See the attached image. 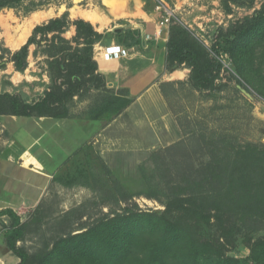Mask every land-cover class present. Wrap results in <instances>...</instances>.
<instances>
[{
  "label": "trees",
  "instance_id": "obj_1",
  "mask_svg": "<svg viewBox=\"0 0 264 264\" xmlns=\"http://www.w3.org/2000/svg\"><path fill=\"white\" fill-rule=\"evenodd\" d=\"M24 1L0 0V11ZM159 3L145 0L144 10ZM70 26L75 28L71 41L62 36ZM137 35L130 31L124 40ZM103 37L89 22L70 21L64 13L36 26L16 51L0 44V68L12 63L19 73L28 67L30 46L42 45L49 79L35 102L20 93L1 92L0 117L66 119L75 96L97 90L103 95L88 118L105 122L116 118L132 99L124 90L107 94L105 79L97 73L93 47ZM221 56H226L230 70ZM180 67L190 69L191 90L215 101L222 98L225 86L220 83L222 71L235 80L238 91L264 99V3L251 16L219 27L209 46L171 19L165 68L171 72ZM172 85H160L165 98ZM83 153L84 148L79 149L78 155ZM148 160L154 171L144 179L146 191L137 195L113 178L103 163L108 183H97L86 159L73 175L55 178L93 187L98 215L76 208L45 227L49 216L40 203L25 221L11 209L0 210L5 247L19 259L17 264H264V143L239 140L226 129L190 128L176 143L151 152ZM135 196L154 200L163 209L141 210L132 202ZM2 216L10 222L4 223ZM44 231L50 234L33 251L17 245L25 243L29 233ZM240 246L249 251L247 256L228 254Z\"/></svg>",
  "mask_w": 264,
  "mask_h": 264
},
{
  "label": "rangeland",
  "instance_id": "obj_2",
  "mask_svg": "<svg viewBox=\"0 0 264 264\" xmlns=\"http://www.w3.org/2000/svg\"><path fill=\"white\" fill-rule=\"evenodd\" d=\"M128 1L132 7L133 0ZM141 1L145 5V0ZM159 2L149 12L157 17V27L170 15V21L174 19L187 27L209 46L219 27L226 28L236 19L251 16L255 10L260 9L264 0H159ZM104 3L108 5L112 14L119 11V6L106 0H26L15 8L3 9L0 11V44L10 51H16L26 43L36 26L46 24L64 13L68 14L70 21L77 20L73 15H81L91 22L95 20L92 23L97 24L102 20L99 15L76 11H73L72 15L71 10L98 11L108 15ZM169 23L163 30L167 29L168 32ZM70 27L62 36L71 41L75 34H70ZM113 33L112 30L111 36ZM131 40V37H125V41ZM41 46H30L28 67L23 73L16 72L12 63H7L4 69L0 68V93H20L29 102H35L43 96L49 79L46 74V56ZM223 63L227 66H224L225 69L230 70L229 61L225 57ZM16 73L20 76L14 77ZM220 77V83L225 85L221 91V99L215 101L205 94L191 90L187 84L188 78L182 84L176 82L170 86L167 98L161 92L162 99L142 100L140 102L142 108L134 106L127 111L122 117L119 129L110 128L101 133V136L96 133L93 137L94 144L91 142L90 146L84 147L86 156L83 153V157L75 156L73 153L77 148L73 146L79 144L78 142L72 139L67 144L61 142L54 130L45 131L33 127L34 122H31L33 120L30 118L0 117V205L3 201L12 202L16 206L13 208L14 211L22 221H25L40 203L49 216L45 219V222L49 223L45 227L51 226L55 218L60 219L65 212L76 208H87L86 210L93 215H98L100 209L94 206L96 192L93 187L85 183L69 185L61 180L59 182L56 180V183L46 182L39 173L6 162L8 145L16 148L27 147L32 143L30 152L43 160L45 172L56 175V178L57 175L67 173L73 175L72 173L86 159L91 163L88 164L93 166L97 183H108V177L101 167L103 163L113 178L132 195H137L146 191L145 177H149L154 171L148 160L150 153L176 143L190 128L213 127L218 131L226 129L238 136L239 140L264 143V99L257 97L254 92V94L247 92L249 95H246L238 91L240 88L235 80L224 71ZM87 95H89L87 92L84 93V96ZM150 96L154 94L151 93ZM69 118L63 119L65 123H70ZM79 133L82 134V131L79 130ZM38 197V203L32 205ZM132 202L141 210L163 209L161 204L144 196H135ZM103 211L106 212L107 209ZM1 219L7 224L10 222L7 216H2ZM47 234L50 232L29 233L27 241L18 246H24L31 252L41 246V239L43 236L47 238ZM248 253L244 246L228 251V254L236 257L247 256Z\"/></svg>",
  "mask_w": 264,
  "mask_h": 264
},
{
  "label": "crops",
  "instance_id": "obj_3",
  "mask_svg": "<svg viewBox=\"0 0 264 264\" xmlns=\"http://www.w3.org/2000/svg\"><path fill=\"white\" fill-rule=\"evenodd\" d=\"M106 1H110L119 6V11L112 14L108 5L104 3V6L109 13L108 15L98 11L83 9H72L71 12L72 15L73 11L80 13H94L102 18L99 23L94 24L92 23L94 21L91 22L81 15H73V17L77 20L81 19L89 22L94 27L95 31L104 35L99 43L95 44L93 47V60L97 64V73L102 75L105 79L107 94L109 92L117 94L119 90H124L125 94H127L133 102H131L129 106H127L110 122L89 119V110L95 107V103L99 101V96L101 98L103 95V92L90 90L87 92L89 94L87 96L77 95L73 98V101L69 106V124L65 123L63 119L54 120L48 118H30L33 120L31 122H34L32 125L33 127H37L38 129L42 128L43 130H54L56 136L61 142L63 141L66 144L72 140L76 143L78 142L79 144L73 146L77 147L73 152L75 156H79V149H83L84 147L91 145V142L94 141L93 137L96 133L98 136H101V133L108 131L110 128L119 129L122 117L134 106H140L142 108L140 105L142 100L151 98L162 99L161 84H174L176 82L182 83L186 80V78H188L190 73V69L184 67L172 70L171 72L166 71L165 57L166 43L168 40L167 29H162L161 33H158L159 26L157 27V17L154 14H150V11L146 12L144 10L145 5L141 0H131L134 3L132 7L129 6L130 1L128 0ZM117 28L123 29L122 32H116L115 30ZM112 30L114 31L113 35L111 36V34H108V36L105 37L106 34L111 33ZM130 31H138V35L135 36V38L131 37L132 40L127 42L124 40V35ZM69 32L72 35L75 34L74 26L70 27ZM116 33L122 34L121 36H118ZM113 45H120L122 47L140 45L141 49L140 51L132 53L128 57H115L107 59L103 52L106 48ZM17 75H19V73H16L14 77ZM151 93L154 94V96H150ZM11 118L16 119V117ZM79 130L82 131V134L79 133ZM106 139L109 140V138ZM11 141L14 144L12 139ZM69 144L71 145V143ZM31 145L32 143L27 147L19 146L16 148H13L12 145L6 146L9 152L7 154L6 162L11 165L17 164L19 168L21 167L23 169L39 173L43 176L46 182L49 181L50 183H56V175L45 172V164L43 160L30 152ZM58 170L60 169L58 168ZM38 199L39 197L32 205L38 203ZM2 203L3 204L0 205V210L11 209L14 211L13 208L15 204H12V202L10 203V201H3ZM16 215L19 216L17 213ZM3 234L4 230L1 227L0 264H17L19 259L5 247ZM18 244H20V242H18L17 245Z\"/></svg>",
  "mask_w": 264,
  "mask_h": 264
},
{
  "label": "built area",
  "instance_id": "obj_4",
  "mask_svg": "<svg viewBox=\"0 0 264 264\" xmlns=\"http://www.w3.org/2000/svg\"><path fill=\"white\" fill-rule=\"evenodd\" d=\"M170 15H168L166 18H164L160 24H159V33H161L162 29L164 27H167L169 21H170ZM141 47L140 45H136V46H130V47H122L120 45H113L110 46L108 48H106V50H104L103 54L107 59H111V58H117V57H128L129 55H131L132 53L136 52V51H140ZM223 57L226 56H221L220 60L223 63ZM227 60V59H226ZM224 65V63H223ZM225 66V65H224ZM227 67V66H225ZM229 68V67H228Z\"/></svg>",
  "mask_w": 264,
  "mask_h": 264
},
{
  "label": "water",
  "instance_id": "obj_5",
  "mask_svg": "<svg viewBox=\"0 0 264 264\" xmlns=\"http://www.w3.org/2000/svg\"><path fill=\"white\" fill-rule=\"evenodd\" d=\"M122 29H116L117 32H121ZM243 93H245L246 95H249L245 90H242Z\"/></svg>",
  "mask_w": 264,
  "mask_h": 264
},
{
  "label": "bare ground",
  "instance_id": "obj_6",
  "mask_svg": "<svg viewBox=\"0 0 264 264\" xmlns=\"http://www.w3.org/2000/svg\"><path fill=\"white\" fill-rule=\"evenodd\" d=\"M94 19V17H92V20ZM95 21V20H94Z\"/></svg>",
  "mask_w": 264,
  "mask_h": 264
}]
</instances>
